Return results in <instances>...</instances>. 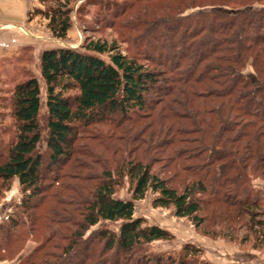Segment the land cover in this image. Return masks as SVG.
I'll return each mask as SVG.
<instances>
[{"label": "trees", "instance_id": "trees-1", "mask_svg": "<svg viewBox=\"0 0 264 264\" xmlns=\"http://www.w3.org/2000/svg\"><path fill=\"white\" fill-rule=\"evenodd\" d=\"M44 1L35 14L65 39L75 0ZM237 5L190 17L180 34L166 28L160 50L142 59L92 36L79 49L40 52L44 102L32 74L14 83L13 135L0 145V191L16 178L18 207L43 229L19 264H210L190 243L143 252L173 239L135 215L147 193L152 207L170 208L203 235L231 240L244 229L243 240L262 239L264 191L252 180L264 183V1ZM43 129L46 165L37 149ZM45 166L56 173L48 176ZM123 178L130 195L120 199L114 192ZM114 222L117 231L106 226ZM18 225L17 214L0 222V247Z\"/></svg>", "mask_w": 264, "mask_h": 264}, {"label": "rangeland", "instance_id": "rangeland-1", "mask_svg": "<svg viewBox=\"0 0 264 264\" xmlns=\"http://www.w3.org/2000/svg\"><path fill=\"white\" fill-rule=\"evenodd\" d=\"M43 0H0V145L5 144L13 135L9 117V91L17 81L32 74L37 78L41 88V99L44 102V87L39 75V55L44 49L69 47L79 49L87 36L115 41L119 49L128 55L142 59L146 55L160 50L159 35L166 34V28H174L177 34L188 25L190 17H198L205 11L224 7H238L239 0H75L70 3L71 27L65 39L53 37L46 27L47 21L36 8H43ZM254 0H252L253 2ZM264 1V0H263ZM250 2V1H249ZM253 5H259L255 2ZM243 7V6H239ZM157 49V50H156ZM104 58V56H103ZM244 74L251 75L248 66ZM44 109L40 113V123H44ZM43 127V126H42ZM103 128L102 125L90 126ZM45 130H42V141L37 149L46 156ZM47 160L45 158V165ZM47 175L56 173L54 167H46ZM67 182V180H66ZM74 183L73 181L71 184ZM255 188L264 191V183L255 178ZM48 190L47 198L39 205L42 212L51 197L53 189ZM130 195L129 184L123 178L122 184L115 189L114 196L120 199ZM153 195L135 202V215L143 217L146 224H155L173 235L171 240L151 242L143 252L166 253L178 250L184 243H190L202 250L200 260L210 264H264V236L255 238L248 234L243 240L245 230L234 234L229 240L226 237H210L195 229L185 218L175 217L170 208L151 206ZM21 191L14 178L7 189L0 191V222L16 215L19 225L9 234L10 243L0 247V264H19L41 240L43 232L41 219L32 224L25 211L18 207ZM62 207V206H58ZM163 211H162V210ZM30 212V210L28 211ZM145 216V217H144ZM52 227L56 225L51 223ZM100 225L89 228L84 237ZM111 230L117 231L119 222L107 223Z\"/></svg>", "mask_w": 264, "mask_h": 264}, {"label": "crops", "instance_id": "crops-1", "mask_svg": "<svg viewBox=\"0 0 264 264\" xmlns=\"http://www.w3.org/2000/svg\"><path fill=\"white\" fill-rule=\"evenodd\" d=\"M162 210V209H161ZM163 211V210H162ZM145 217V216H144Z\"/></svg>", "mask_w": 264, "mask_h": 264}]
</instances>
